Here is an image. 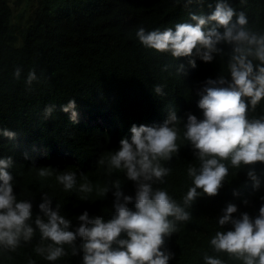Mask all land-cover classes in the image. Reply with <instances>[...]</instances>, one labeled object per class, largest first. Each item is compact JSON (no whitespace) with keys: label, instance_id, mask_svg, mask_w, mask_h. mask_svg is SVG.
Wrapping results in <instances>:
<instances>
[{"label":"trees","instance_id":"obj_1","mask_svg":"<svg viewBox=\"0 0 264 264\" xmlns=\"http://www.w3.org/2000/svg\"><path fill=\"white\" fill-rule=\"evenodd\" d=\"M36 0L31 16L19 29L16 43L12 25L13 8L9 0H0V159L11 157L13 191L18 199L32 203L33 215L41 214L38 205L45 194L52 207L60 205V213L73 227L77 217L87 211L89 216H102L107 222L114 214L115 197L112 182L119 180L124 195L135 197V183L122 171L108 175L105 165L98 161L120 148L121 139L131 140L133 125L158 127L175 112L183 125L187 115L203 119L198 107L205 81L220 75L230 78L227 70V45L224 54H215L210 62L194 57L195 67L188 57L172 58L167 53L146 49L135 32L140 27L154 30L191 22L189 13L203 11L210 14L217 0ZM238 11H245L249 24L264 31V0H228ZM211 5V7H209ZM165 65H168L165 70ZM181 66H183L181 68ZM20 68L21 76L13 73ZM35 69L38 82L29 87L25 79ZM162 86V93L155 88ZM247 99V98H246ZM69 100L75 108L68 112L61 106ZM54 105L50 117L44 116L46 106ZM78 122L70 119L72 111ZM250 116L264 115V99ZM86 116V118H85ZM100 118L102 124L92 121ZM3 130L15 133L9 139ZM179 151L169 161L162 162L172 171L166 183L154 185L165 189L178 203L193 186L187 176L190 165L199 161L190 142L177 141ZM225 163H228L225 161ZM50 167L56 172L66 170L83 173L93 184L94 191L87 198L82 193L66 192L55 176L41 178L36 170ZM253 170L259 186L247 173ZM108 184L103 196L95 192L97 186ZM200 195L186 209L191 219L180 225L178 232L165 238L162 250L171 252L168 264H205L204 256L219 257L225 264H242L226 253H216L210 239L221 228L218 219L231 203L237 213L255 217L264 205V163L232 168L215 196ZM244 201H247L245 204ZM129 208L135 210L134 204ZM123 237V234H122ZM39 233L32 243L11 253V260L0 255V264H82V254L62 257L56 262L44 260L33 251Z\"/></svg>","mask_w":264,"mask_h":264},{"label":"clouds","instance_id":"obj_2","mask_svg":"<svg viewBox=\"0 0 264 264\" xmlns=\"http://www.w3.org/2000/svg\"><path fill=\"white\" fill-rule=\"evenodd\" d=\"M191 3L193 0H187L185 7ZM240 3L243 5L246 0ZM189 20L191 22L177 23L174 28L163 30L140 27L135 36L146 49L167 53L172 58L188 57L192 67H195L194 57L210 62L215 54H224L218 45L229 46L230 78L220 75L215 80L205 81L198 102L203 119L188 114L182 138L178 127L181 121L174 111L158 127L133 125L131 140L121 139L118 151L98 161L106 166L109 176L114 170L122 171L136 186L135 197H132L124 195L118 179L112 182L114 214L107 222L102 216L90 217L85 211L77 217L79 225L73 227L71 221L61 215L59 204L52 207L47 194L38 205L41 214L34 216L32 203L14 194V180L9 171L13 167L12 158L0 159V255L11 260V253L31 244L39 233L33 251L50 262L82 254V264H168L173 254L162 250L165 238L178 232L180 225L191 219L186 209L200 195L197 189L215 196L228 175L229 164L239 168L242 164L264 163V115H249L264 99V31L251 27L245 11H238L228 0H217L207 15L203 11L190 12ZM167 68L165 65V70ZM21 71L16 68L14 78L19 79ZM38 81L35 69L30 70L25 84L31 87ZM155 91L162 93V86H157ZM54 108V105L46 106L44 116L50 117ZM74 108V100L61 106L65 112ZM70 119L78 122L74 110ZM99 121L101 119L97 118L92 122L103 123ZM2 135L12 139L15 133L3 130ZM178 140L190 142L199 161V167L187 168L193 186L180 203L165 189L153 187L166 183L165 178L172 170L162 162L169 161L179 151ZM36 173L41 178L55 176L64 191L82 193L81 198H87L94 191L92 182L83 173L79 174L82 180L79 184L75 171L56 172L45 167ZM247 175L254 187H258L260 182L254 171L250 170ZM108 191L107 183L95 188L101 197ZM129 204H134L135 210L129 208ZM237 211V206L231 203L223 210L218 225L221 228L231 225V230L216 231L210 239L213 251L226 253L242 264H264V205L255 217L246 212L236 217L233 214ZM204 261L205 264H225L219 257L209 255L204 256ZM28 264L35 261L29 259Z\"/></svg>","mask_w":264,"mask_h":264},{"label":"rangeland","instance_id":"obj_3","mask_svg":"<svg viewBox=\"0 0 264 264\" xmlns=\"http://www.w3.org/2000/svg\"><path fill=\"white\" fill-rule=\"evenodd\" d=\"M13 8L12 25L15 28L16 43L20 42L19 29L23 26L26 20L31 16L36 5V0H9ZM86 118V117H85ZM102 123V120L99 121Z\"/></svg>","mask_w":264,"mask_h":264}]
</instances>
